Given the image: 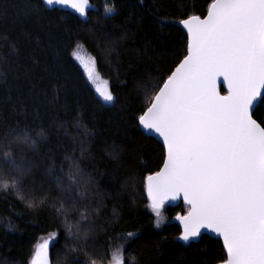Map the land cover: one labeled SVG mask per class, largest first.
<instances>
[{
	"label": "trees",
	"instance_id": "obj_1",
	"mask_svg": "<svg viewBox=\"0 0 264 264\" xmlns=\"http://www.w3.org/2000/svg\"><path fill=\"white\" fill-rule=\"evenodd\" d=\"M29 2L36 0H0V147L14 130L36 141L12 143L11 150L30 170L23 193L46 203L29 208L15 193L0 190V264H29L38 237L50 232L57 235L49 264H71L73 256L78 264H107L120 241L125 264L220 263L226 254L219 239L202 235L185 245L176 239L174 221L155 228L144 177L159 170L164 149L136 119L154 91L149 82L162 83L186 54L187 34L178 21L205 15L210 0H90L87 18L57 5L26 16ZM105 4L115 6L114 14L105 15ZM157 17L165 18L163 25ZM77 44L109 81L114 106L100 100L74 61ZM256 116L264 118V109ZM73 164L88 181L89 196L74 207L69 201L67 224L73 231L77 222L91 228L83 246L56 212L68 200L57 178L64 179ZM182 205L166 206L167 217L185 213ZM128 232L135 235L124 239Z\"/></svg>",
	"mask_w": 264,
	"mask_h": 264
},
{
	"label": "snow or ice",
	"instance_id": "obj_2",
	"mask_svg": "<svg viewBox=\"0 0 264 264\" xmlns=\"http://www.w3.org/2000/svg\"><path fill=\"white\" fill-rule=\"evenodd\" d=\"M55 5L85 18L92 7L90 0H36L25 5V15ZM104 12L114 14L115 6L105 4ZM164 20L157 17L162 25ZM178 23L187 33L186 55L162 83L149 82L154 91L136 117L144 133L159 138L164 149L160 170L144 177L154 226L164 223L166 203L182 198L187 211L174 217L180 228L177 240L189 245L207 230L223 240L226 258L220 264H264V118L256 116L257 109H264V0H210L205 15H187ZM73 55L103 103L114 106L109 81H103L104 87L97 83L95 58L86 62ZM221 84L227 94L219 91ZM12 143L35 146L36 141L14 130L9 143L0 147V190L15 193L29 208L46 203L23 193L30 170L17 161ZM57 182L68 200L60 201L56 212L78 245H86L91 228L82 229L77 222L73 231L67 217L69 201L74 207L88 199V181L73 164ZM80 219L88 221L89 215L81 212ZM6 227L14 225L9 221ZM56 235L35 246L29 264H49V240ZM134 235L128 232L124 239ZM71 264H78L74 256ZM109 264H125L121 248Z\"/></svg>",
	"mask_w": 264,
	"mask_h": 264
},
{
	"label": "rangeland",
	"instance_id": "obj_3",
	"mask_svg": "<svg viewBox=\"0 0 264 264\" xmlns=\"http://www.w3.org/2000/svg\"><path fill=\"white\" fill-rule=\"evenodd\" d=\"M57 6H59V5H57ZM74 52L77 53L79 56L83 57V59H84L86 62H87L90 58H92L91 55L86 51V49L84 48V46H83L82 44H77V45H75V47H74V49H73V51H72V57H73L74 61H75L80 67H81V69L83 70V72H84L86 78L88 79L84 67L81 65L80 61L77 60L76 57L73 55ZM104 80H105V79H103V78L99 75V80L97 81V83L99 84L100 87H104V85H103V81H104ZM90 84H91V86L93 87V89L95 90V86H94L92 83H90ZM108 87H109V86H108ZM95 93H96V92H95ZM96 94H97V93H96ZM97 96H98V94H97ZM98 97H99V96H98ZM99 98H100V97H99ZM100 100H101V99H100ZM101 101H102V100H101ZM102 102H103V101H102ZM182 206H183V207H181V208H183V209L185 210V212H186V211H187V206H186L185 204L182 205ZM148 209H149V208H148ZM149 211L151 212L150 209H149ZM151 213H152V212H151ZM152 215H153V214H152ZM163 215H164V217H165L164 223L162 224V226H161L160 228H156V227H155V228L158 229V230H161V229L165 226V224H167V223L173 221V218L169 219V218L167 217L166 206H165V209H164V211H163ZM153 217H154V215H153ZM154 221H155V217H154ZM52 233H55V232L46 233V234H43V235H41V236L38 237L37 241L35 242V244H34V246H33L30 260H31V258H32L33 253H34L35 246H36L37 244L43 243V241H44L45 239H49V237H50V235H51ZM55 238H56V236H55L54 238H52V239L49 240V246H48V261H49V248H50L51 244L54 242ZM124 242H125V241H120V242L116 243V245L114 246V249L112 250V253L115 252V250H116L118 247L122 249V246H123ZM112 253H111V259H112ZM111 259L109 260V262L111 261ZM109 262H108L107 264H109Z\"/></svg>",
	"mask_w": 264,
	"mask_h": 264
},
{
	"label": "water",
	"instance_id": "obj_4",
	"mask_svg": "<svg viewBox=\"0 0 264 264\" xmlns=\"http://www.w3.org/2000/svg\"><path fill=\"white\" fill-rule=\"evenodd\" d=\"M182 28H183V26L182 25H180ZM184 29V28H183ZM184 31L186 32V30L184 29ZM187 34V33H186ZM186 55V54H185ZM171 74V73H170ZM221 80L223 79V78H220ZM218 88H219V91L221 92V94L223 95V94H227V87L226 86H224V85H218ZM221 89H224V92L221 90ZM143 131V130H142ZM144 132V131H143ZM152 137H154L162 146H163V144H162V141L159 139V138H157V137H155V136H152ZM162 165H163V163H162ZM162 165H161V167H162ZM160 167V168H161ZM160 168H159V170H160ZM158 170V171H159ZM146 197H147V193H146ZM179 202H182L183 204H184V202H183V199L182 198H179V199H177L176 201H169V202H167L166 203V205L165 206H173V205H175V204H177V203H179ZM173 221L175 222V223H177L178 225H179V222L178 221H176L174 218H173ZM202 235H208L209 237H212V238H216V239H219L220 241H221V244H222V246H223V240H222V238H219L215 233H212V232H210V231H207V230H202V234H201V236ZM200 236V237H201ZM200 237H198L196 240H194V241H191V242H196V241H198V239L200 238ZM182 242V241H181ZM190 242V243H191ZM184 243V242H183ZM225 251V250H224ZM226 254V253H225ZM217 264H220V263H217Z\"/></svg>",
	"mask_w": 264,
	"mask_h": 264
}]
</instances>
